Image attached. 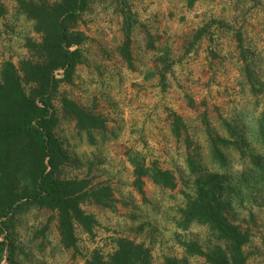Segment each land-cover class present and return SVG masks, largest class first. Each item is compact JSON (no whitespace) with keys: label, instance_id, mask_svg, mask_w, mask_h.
Returning a JSON list of instances; mask_svg holds the SVG:
<instances>
[{"label":"rangeland","instance_id":"1","mask_svg":"<svg viewBox=\"0 0 264 264\" xmlns=\"http://www.w3.org/2000/svg\"><path fill=\"white\" fill-rule=\"evenodd\" d=\"M86 2L71 24L87 36L82 60L51 100L66 155L62 174L88 182L81 207L96 221L91 232L76 222V244L66 246L57 209L19 206L6 232L15 260L87 264L127 238L149 250L150 264L167 256L211 264L185 243L209 251L225 242L207 224L181 225L183 208L203 189L248 233L247 264H264V0ZM0 4V74L13 62L32 93L23 64L43 62L29 45L43 35L20 0ZM128 34L131 57L123 53ZM64 98L105 126L81 128ZM158 171L175 185L160 182ZM8 256L7 247L0 264H10Z\"/></svg>","mask_w":264,"mask_h":264},{"label":"trees","instance_id":"2","mask_svg":"<svg viewBox=\"0 0 264 264\" xmlns=\"http://www.w3.org/2000/svg\"><path fill=\"white\" fill-rule=\"evenodd\" d=\"M86 1L61 0L48 5L20 0L21 7L43 35L42 42L29 40V45L42 51L45 59L44 63L26 60L23 64L27 79L36 84L32 93L27 92L13 62L5 61L0 74V263L8 247L10 264H18L14 258L17 246L11 239L7 242L9 234L6 232L19 206L32 203L57 209L62 241L66 246L76 244V222L91 232L96 221L81 207L90 195L86 190L88 182L68 179L62 174L66 155L54 131L56 113L51 100L60 79L71 81L76 65L82 60L79 46L87 36L83 31H71V24L85 9ZM4 13L5 8L0 4V16ZM130 38L128 34L123 50L127 57H131ZM57 68L64 69L63 78L53 75ZM64 100L71 106L81 128L105 126L101 117L67 98ZM261 128L264 131V121ZM157 179L166 185H175L164 171H158ZM202 190L183 208L181 225L186 228L193 222L207 224L225 245L205 251L196 242H186V248L205 256L211 264H247L244 246L249 239L248 233L231 221L213 192ZM149 253L142 244L120 238L118 248L108 258L96 253L87 264H150ZM186 262L167 256L164 264Z\"/></svg>","mask_w":264,"mask_h":264}]
</instances>
